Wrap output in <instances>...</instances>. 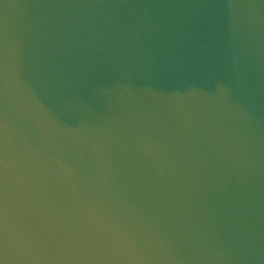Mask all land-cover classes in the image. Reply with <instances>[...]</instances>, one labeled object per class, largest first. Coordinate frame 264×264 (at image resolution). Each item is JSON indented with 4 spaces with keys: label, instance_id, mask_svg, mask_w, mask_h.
I'll return each instance as SVG.
<instances>
[{
    "label": "water",
    "instance_id": "95a60500",
    "mask_svg": "<svg viewBox=\"0 0 264 264\" xmlns=\"http://www.w3.org/2000/svg\"><path fill=\"white\" fill-rule=\"evenodd\" d=\"M0 264H264V0H0Z\"/></svg>",
    "mask_w": 264,
    "mask_h": 264
}]
</instances>
